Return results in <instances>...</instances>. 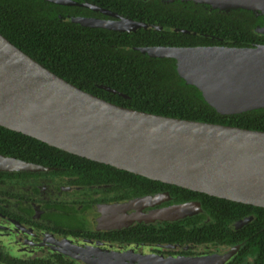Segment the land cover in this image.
Instances as JSON below:
<instances>
[{"label":"water","instance_id":"water-1","mask_svg":"<svg viewBox=\"0 0 264 264\" xmlns=\"http://www.w3.org/2000/svg\"><path fill=\"white\" fill-rule=\"evenodd\" d=\"M46 1L78 4L74 0ZM192 1L221 10L246 8L264 15V0ZM116 16L119 20L111 22L74 21L114 31L147 28L145 22ZM257 31L264 34V25ZM139 50L153 57L174 58L179 75L198 87L206 101L222 114L264 108V44L148 46ZM100 87L126 97L109 86ZM0 125L152 180L264 207L263 130L170 117L112 103L59 76L2 33ZM41 168L0 154V170ZM197 206L181 204L159 211L158 217L183 218L193 214ZM252 219H241L236 227ZM240 247L201 257L160 259L158 264H226Z\"/></svg>","mask_w":264,"mask_h":264},{"label":"trees","instance_id":"trees-1","mask_svg":"<svg viewBox=\"0 0 264 264\" xmlns=\"http://www.w3.org/2000/svg\"><path fill=\"white\" fill-rule=\"evenodd\" d=\"M78 1L111 8L149 27L132 33L84 28L71 21H60L57 12L65 8L61 5L46 0H0V33L59 76L112 103L170 117L264 131V108L222 114L206 101L198 87L179 75L174 58L153 57L137 49L264 44V34L257 31L264 25V15L246 8L221 10L192 0ZM94 33L97 39L83 45V37ZM100 85L116 89L126 97ZM0 154L52 166L107 169L111 171V182L128 184L132 192H149L155 185L175 189L179 199L200 198L213 216L212 225L193 228V218L167 224L164 242L240 244L239 251L226 264H264V207L152 180L69 153L1 125ZM251 214L254 219L240 229L228 225Z\"/></svg>","mask_w":264,"mask_h":264},{"label":"flooded vegetation","instance_id":"flooded-vegetation-1","mask_svg":"<svg viewBox=\"0 0 264 264\" xmlns=\"http://www.w3.org/2000/svg\"><path fill=\"white\" fill-rule=\"evenodd\" d=\"M74 1L78 4L55 3L65 7L57 12L60 21L79 24L74 19L111 22L119 20L116 15L127 17L94 2ZM92 38L97 39L95 33L85 35L83 45H90ZM108 41L111 46V37ZM34 164L44 168L0 170V264H158L160 259L201 257L235 246L164 242L167 224L193 218V228L212 225L213 216L200 198L179 199L175 189L155 185L149 192H132L128 184L111 182L110 170L98 167ZM181 204L198 206L183 218L158 217L159 211ZM248 217L254 219L251 214L228 225L240 229L244 224H236Z\"/></svg>","mask_w":264,"mask_h":264}]
</instances>
